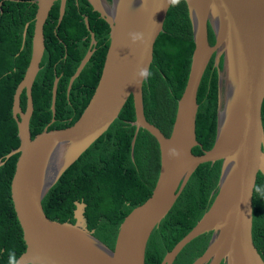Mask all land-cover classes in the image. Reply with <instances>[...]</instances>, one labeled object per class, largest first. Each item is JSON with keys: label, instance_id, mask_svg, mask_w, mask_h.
Returning <instances> with one entry per match:
<instances>
[{"label": "water", "instance_id": "1", "mask_svg": "<svg viewBox=\"0 0 264 264\" xmlns=\"http://www.w3.org/2000/svg\"><path fill=\"white\" fill-rule=\"evenodd\" d=\"M57 1L37 0L31 57L14 98L20 147L11 156H20L11 195L26 245L16 264H146L147 245L154 229L173 210L199 167L217 162H222L221 174L211 206L161 264H174L189 243L209 231L214 234L194 264H264L253 241V195L259 174L264 175V0H184L195 48L170 136L147 121L143 85L148 75L141 77L138 72L141 68L149 72L157 37L174 0H87L110 27V43L98 85L78 122L64 129L45 128L32 139L33 86L45 52L44 27ZM66 1L61 0L59 25L65 16ZM209 30L215 36L213 45ZM134 33L140 38L133 40ZM94 37L70 79L68 92L96 50ZM214 54L218 72L216 137L210 150L197 155L194 149L202 146L197 138L198 90ZM221 56L222 69L218 67ZM58 83L56 78L53 116ZM130 97L136 117L132 156L137 134L146 130L158 145L159 170L149 199L124 219L112 250L87 229L85 204H74V223H70L48 218L42 201L116 121ZM3 165L0 162V167Z\"/></svg>", "mask_w": 264, "mask_h": 264}, {"label": "trees", "instance_id": "2", "mask_svg": "<svg viewBox=\"0 0 264 264\" xmlns=\"http://www.w3.org/2000/svg\"><path fill=\"white\" fill-rule=\"evenodd\" d=\"M22 1L7 3L2 8L4 14H0L4 18L0 19V160L6 162L0 168V264H9L10 256L17 261L26 251L23 231L11 198L18 155L6 161L20 145L18 123L13 114L14 97L26 75L34 32V20L26 11L36 9L29 3L34 0ZM80 4L82 13L89 16L95 33L96 50L68 94L70 79L86 56L92 37L75 0H69L63 22L58 26L57 4L44 28L45 52L33 87L35 110L30 124L32 138L40 134L53 118L51 105L56 78H59L56 121L49 126V130L67 128L78 122L101 77L110 43V27L85 0H81ZM8 7L10 11H22L24 20L8 13ZM29 23L24 43V32ZM209 40L211 43L214 41L212 31ZM194 48L187 5L184 0H174L165 17L163 30L157 37L150 75L143 85L146 119L165 136H170L172 132L177 103L187 83ZM222 66L223 60H220L218 67L222 69ZM197 101V138L202 146H197L194 153L203 155L204 151L213 147L217 129L218 72L214 59L201 80ZM25 108L24 92L22 109ZM135 120L133 99L130 97L116 121L46 195L42 205L48 218L73 223V201L83 200L87 204L84 216L88 229L94 230V236L109 247H114L121 223L132 210L149 199L158 177V145L146 130L141 129L137 134L132 156ZM221 165L222 162H217L199 167L173 210L152 232L147 245L146 264H161L165 255L197 225L217 194ZM253 241L264 260L263 174H259L253 195ZM206 245L204 237L193 240L175 264H193Z\"/></svg>", "mask_w": 264, "mask_h": 264}, {"label": "flooded vegetation", "instance_id": "3", "mask_svg": "<svg viewBox=\"0 0 264 264\" xmlns=\"http://www.w3.org/2000/svg\"><path fill=\"white\" fill-rule=\"evenodd\" d=\"M76 1V7H78L79 8V13H80V15H81V18L82 19H85V22H86V25H87V28H88V30L90 31V36L91 37H93V34H95L94 33V31H92V30H90L89 29V25H88V22L90 23V19H89V16L88 15H85V14H83L82 13V11H81V4H80V2H81V0H75ZM87 3H88V1L87 0H85ZM13 2H16V3H22L23 1L22 0H0V14H1V16L4 14V12H3V10H2V8H4V7H6V4L7 3H13ZM68 2H69V0H67V2H66V6H67V4H68ZM57 4H59V8H58V11H59V18H58V20H60V11H61V0H58L57 2H55L54 3V5H53V7H52V9H51V11L53 10V8H55L56 7V5ZM88 5H89V7L90 8H92L93 9V7L88 3ZM10 7H8V13H11V14H13V15H15V16H19L20 18V20H24V15L22 14V11L20 12V11H10L11 10V8L9 9ZM27 11V13H28V16L29 17H31V16H34V12H35V8H29V9H27L26 10ZM93 11H94V9H93ZM0 16V19H4L3 17H1ZM99 18L100 19H103V18H101V16H99ZM11 20H15L14 19V17H11L10 18ZM89 19V20H88ZM92 19H94V18H92ZM33 20V19H32ZM52 20V19H51ZM54 23L52 22V25H53ZM210 31L211 30H209V34H210ZM213 38H214V41H213V43H211L212 45L215 43V36L213 35ZM86 39V38H85ZM87 40V39H86ZM215 56V55H214ZM213 59V58H212ZM220 60H222V56H221V58H220ZM212 61V60H211ZM210 61V62H211ZM214 67H215V65H214ZM214 234V231H209V232H206V233H203V234H201V235H199V236H197V238H195L194 240H196V239H198V237L200 238V237H204L206 240H207V245H206V248L204 249V251H203V253L199 256V257H201L203 254H204V252H205V250L207 249V247H208V244H209V242H210V239H211V237H212V235ZM259 250V249H258ZM262 254H264V252L262 253ZM261 255V254H260ZM199 257H197L195 260H194V262L199 258ZM177 260H178V258H177ZM176 260V261H177ZM176 263V262H175ZM174 263V264H175ZM194 264V263H193ZM221 264H225V263H221Z\"/></svg>", "mask_w": 264, "mask_h": 264}, {"label": "clouds", "instance_id": "4", "mask_svg": "<svg viewBox=\"0 0 264 264\" xmlns=\"http://www.w3.org/2000/svg\"><path fill=\"white\" fill-rule=\"evenodd\" d=\"M67 2V1H66ZM29 3H31L32 5H34V6H36V9H35V15L34 16H31V19H33L34 20V23H35V17H36V14H37V11H38V4H37V0H34V1H31V2H29ZM55 3V2H54ZM95 12V11H94ZM50 13H51V11H50ZM65 13H66V7H65ZM98 13V12H97ZM98 15L100 16V14L98 13ZM49 16H50V14H49ZM65 17V16H64ZM64 19V18H63ZM49 20V17H48V19H47V21ZM89 20V19H88ZM102 20H104V19H102ZM63 22V21H62ZM47 23V22H46ZM107 23V22H106ZM62 24V23H61ZM60 24V25H61ZM90 24V23H89ZM46 25V24H45ZM59 25V20H58V26H60ZM28 26H29V28H30V23L28 24ZM27 27V26H26ZM29 28H28V31H29ZM45 28V27H44ZM90 30H92V28H91V24H90V28H89ZM25 31H26V29H25ZM25 33V32H24ZM34 33V32H33ZM45 35V34H44ZM28 36V35H27ZM131 38L133 39V40H136V39H139L140 38V34H138V33H134V34H131ZM94 39H95V37H94ZM91 42H92V39H91ZM90 45H91V43H90ZM97 45V44H96ZM95 45V46H96ZM215 55V54H214ZM213 55V59H214V63H215V56ZM212 60V59H211ZM138 75L139 76H141V77H145V76H147V75H150V73L148 72V70L147 69H145V68H141L140 70H139V72H138ZM56 80V79H55ZM75 82V81H74ZM35 83V82H34ZM21 84V83H20ZM34 87V86H33ZM68 88H69V85H68ZM18 89V88H17ZM72 89V88H71ZM71 91V90H70ZM57 93H58V88H57ZM70 92H68V94H69ZM16 95V94H15ZM52 97H53V94H52ZM15 98V97H14ZM56 99H57V94H56ZM52 106V105H51ZM23 110V109H22ZM34 110H35V107H34ZM51 110H52V108H51ZM55 110H56V104H55ZM177 110V109H176ZM23 111H25V110H23ZM85 112V111H84ZM14 114V113H13ZM33 114H34V112H33ZM33 116V115H32ZM55 116H56V113H55ZM55 116H53V112H52V117L55 119ZM52 118V119H53ZM31 119H32V117H31ZM80 120V119H79ZM78 120V121H79ZM55 121H56V119H55ZM54 123V122H53ZM52 120H51V122L48 124V126L47 127H45V128H48V130H49V126H51L52 124ZM30 124H31V120H30ZM19 128V127H18ZM64 129V128H63ZM54 130V129H53ZM44 131V130H43ZM42 131V132H43ZM30 133H31V129H30ZM38 135V134H37ZM36 135V136H37ZM35 136V137H36ZM31 137H32V133H31ZM18 138H19V135H18ZM32 139H34V138H32ZM19 141H20V139H19ZM19 147H20V145H19ZM19 149V148H18ZM17 149V150H18ZM17 150H15V151H13L11 154H13V153H15ZM11 154H10V156H11ZM16 155H18V160H19V154H16ZM16 155H13V156H11V158H10V160L12 159V158H14V156H16ZM6 161H9V160H6ZM0 162H2V163H5V165H6V162L4 161V160H0ZM17 163H18V161H17ZM5 165H3V166H5ZM3 166H1V167H3ZM16 166H17V164H16ZM0 167V168H1ZM16 170V169H15ZM15 174V173H14ZM14 177V176H13ZM62 178V177H61ZM61 180V179H60ZM59 180V181H60ZM12 183H13V181H12ZM58 183V182H57ZM56 183V184H57ZM55 184V185H56ZM54 185V186H55ZM53 186V187H54ZM52 187V188H53ZM51 188V189H52ZM50 189V190H51ZM49 193V192H48ZM46 197V196H45ZM11 198H12V195H11ZM44 200V199H43ZM43 202V201H42ZM75 203H83V204H85L86 205V208H87V204L82 200V201H78V200H75V201H73V205L75 204ZM43 206V205H42ZM74 209H75V205H74ZM86 210V209H85ZM73 212H74V210H73ZM18 219V218H17ZM73 221H74V219H73ZM74 223V222H73ZM122 224V223H121ZM88 227V226H87ZM88 229V228H87ZM89 230V229H88ZM89 231H92L93 232V235H94V230H89ZM118 233V232H117ZM94 237H96V236H94ZM117 237V236H116ZM151 237V236H150ZM98 239H100L99 237H97ZM101 240V239H100ZM115 241H116V239H115ZM104 242V241H103ZM115 244V243H114ZM254 244H256V243H254ZM108 247H109V245H108ZM256 247H257V245H256ZM110 249H112L113 250V248H111V247H109ZM258 249V248H257ZM147 251V250H146ZM18 261V260H17ZM17 261H15V259H14V257H12V256H10L9 257V264H16V262Z\"/></svg>", "mask_w": 264, "mask_h": 264}]
</instances>
